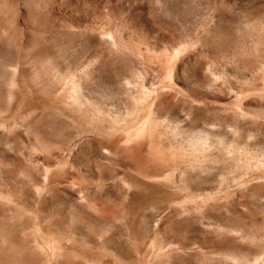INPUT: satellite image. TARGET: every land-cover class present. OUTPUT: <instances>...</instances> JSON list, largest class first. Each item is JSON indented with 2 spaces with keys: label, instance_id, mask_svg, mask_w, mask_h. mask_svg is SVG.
Masks as SVG:
<instances>
[{
  "label": "rangeland",
  "instance_id": "374dc122",
  "mask_svg": "<svg viewBox=\"0 0 264 264\" xmlns=\"http://www.w3.org/2000/svg\"><path fill=\"white\" fill-rule=\"evenodd\" d=\"M0 46V264H55L39 220L115 264H264V0H0Z\"/></svg>",
  "mask_w": 264,
  "mask_h": 264
},
{
  "label": "bare ground",
  "instance_id": "6f19581e",
  "mask_svg": "<svg viewBox=\"0 0 264 264\" xmlns=\"http://www.w3.org/2000/svg\"><path fill=\"white\" fill-rule=\"evenodd\" d=\"M1 47V46H0ZM1 64V63H0ZM14 74H17V76L19 75V76H21L23 73H22V71L20 70V68H19V66H16V69H15V73ZM22 78V77H21ZM120 86V85H119ZM25 100V99H24ZM125 121V120H124ZM138 125V124H137ZM124 126V125H123ZM129 126V125H128ZM146 127V126H145ZM45 130V129H44ZM144 130V126H139L138 128H137V130L135 131V132H132L128 137V139H132V138H138V133L140 132V131H143ZM40 131V130H39ZM38 131V132H39ZM46 131V130H45ZM41 132V131H40ZM43 132V131H42ZM46 133V132H45ZM141 133V132H140ZM40 133H38V135H39ZM43 134H44V132H43ZM42 135V134H41ZM45 135V134H44ZM51 136V135H50ZM43 138V137H42ZM58 138V137H57ZM136 138V139H137ZM93 142V141H92ZM95 144V143H94ZM149 177L150 178H153L154 177V174H150L149 175ZM59 186V185H58ZM136 187H138V186H136ZM134 189V188H133ZM138 193V192H137ZM16 194V193H15ZM27 194V193H26ZM14 196V194H8V193H6V194H3L1 197L3 198V199H5V200H9V198H10V196ZM24 196V195H23ZM95 196H97V195H95ZM16 197V196H15ZM18 197V196H17ZM25 197V196H24ZM26 197H27V195H26ZM14 198V197H13ZM99 198V197H98ZM135 198V197H134ZM21 199H23L22 197H21ZM33 199L34 198H32L31 196H28L25 200H24V202L26 201V203L25 204H29V203H34V204H37L38 202H39V200H34L33 201ZM14 200L16 201L17 199H15L14 198ZM144 200V199H143ZM136 201H137V199H136ZM141 201V200H140ZM140 201L139 202H133L134 203V205H133V207L135 206V210H142V206L146 203V202H143V203H140ZM145 201V200H144ZM165 201H167L168 203H171L173 200H172V198L171 197H165ZM17 202H19L18 200H17ZM23 202V203H24ZM9 204V203H8ZM154 205V204H153ZM33 206V205H32ZM131 206V205H130ZM78 207V206H77ZM79 207H80V205H79ZM131 208V207H130ZM9 209L11 210L12 209V207L10 208L9 207ZM171 209V208H170ZM134 210V211H135ZM139 210V211H140ZM133 211V210H132ZM143 211V210H142ZM81 212H85L84 210L82 211L81 210ZM87 212V211H86ZM141 212V211H140ZM135 213H137V212H135ZM83 214V213H82ZM133 214V213H132ZM140 214V213H139ZM84 215H86L85 213H84ZM87 215H89V219H88V216ZM87 219L90 221V211L87 213ZM17 216V215H16ZM64 216V215H63ZM92 216V215H91ZM133 216H134V214H133ZM138 216V215H137ZM15 218V217H14ZM143 218H144V216H143ZM66 219V218H65ZM160 219V218H159ZM159 219H157L156 220V222H158V220ZM162 219V218H161ZM92 220V219H91ZM93 221V220H92ZM95 221V220H94ZM98 221L100 222H98V224H102V223H106L107 221H103L102 219H98ZM91 222V221H90ZM95 222H97V221H95ZM164 222V221H163ZM162 222V223H163ZM61 223V221L59 222V224ZM161 223V224H162ZM56 224H58L57 223V221H56V223L55 222H53L51 225H47L44 221H37L36 223H34V224H32V225H35V227L37 228V230H38V232H45V234L47 235V236H49L48 238L49 239H44V238H40V240H39V245L40 246H42V247H44L45 248V250L47 251V253H48V255H49V257L51 258V260L53 261V262H55V264H66L71 258H73L72 259V261L74 260V259H80V260H82V261H84L85 262V264L87 263V264H115V261L116 260H114V256H113V251L116 249V247H120V246H122L121 244H119L118 246H116L117 244H116V242H115V240L113 239V238H110V237H108V235L106 234V236H105V245H104V247L102 248V249H99L98 248V246H99V242H100V240L99 239H97L96 238V236H95V234H93V236H91L90 234H91V232L89 233V232H87V230L84 232L85 233V236L88 234V236L90 235L91 237H90V242L89 243H91V246H90V248H86L82 243H81V241L80 240H82L81 239V237H79V239H78V237H77V239L75 238V240L74 239H70L69 238V236H66L65 234L63 235V236H60L59 234H61V233H59V230H58V228H56L57 227V225ZM62 224V223H61ZM140 224V223H139ZM71 225V224H70ZM74 225V224H73ZM72 225V226H73ZM76 225V224H75ZM78 225H79V223H78ZM93 225V224H92ZM143 225V224H142ZM163 225V224H162ZM161 225V226H162ZM157 226V225H156ZM160 226V227H161ZM58 227H59V225H58ZM66 227V226H65ZM81 227H82V229H83V225H81ZM85 227V226H84ZM69 228H71V227H69ZM73 228V227H72ZM71 228V229H72ZM77 228V227H76ZM78 228H80V226L78 227ZM77 228V229H78ZM136 228V227H135ZM140 228H141V226H140ZM156 229H157V227H155ZM66 229V228H65ZM74 229H75V227H74ZM73 229V231H75ZM69 230V229H68ZM80 230H81V228H80ZM67 231V230H66ZM72 230H69L68 231V234H69V232H73ZM78 231V230H77ZM82 231H84V230H82ZM93 231V230H92ZM142 231H144V230H142ZM95 232V231H94ZM94 232H92V233H94ZM99 232V231H98ZM76 234H77V232H75ZM75 233H71V234H75ZM82 233V232H81ZM135 233V232H134ZM139 234H141V233H139ZM139 234L137 235L138 237L137 238H139ZM143 234V233H142ZM78 235V234H77ZM191 235H193V234H191ZM80 236V235H79ZM141 236V235H140ZM194 236H195V234H194ZM193 236V237H194ZM208 236V235H207ZM86 238H88L87 236H86ZM195 238V237H194ZM205 238V237H204ZM188 239V238H187ZM193 239V238H192ZM196 239V238H195ZM195 239H194V241H195ZM88 240V239H87ZM99 240V241H98ZM197 240H199L198 238H197ZM197 240L195 241V242H197ZM209 240H210V238H209ZM179 241V240H178ZM182 241H185V240H182ZM200 241V240H199ZM204 241V240H203ZM34 242H36V239L34 240ZM71 243V245H68V246H66V244H68V243ZM114 242H115V245H114ZM190 242H191V240H190ZM37 243V242H36ZM61 243H63L64 244V247H61L60 246V244ZM87 243H88V241H87ZM103 244V241H101V245ZM10 245H12V244H10ZM36 246H37V244H36ZM124 246V245H123ZM88 247V246H87ZM123 249H125L124 247L122 248L121 247V250H123ZM118 250H119V248H118ZM120 250V251H121ZM235 250V249H234ZM119 251V252H120ZM123 251H125V250H123ZM236 252V251H235ZM120 253H122V252H120ZM125 253H126V251H125ZM237 254V253H236ZM239 254V253H238ZM9 255V254H8ZM122 255V254H121ZM233 255H234V253H233ZM240 255V254H239ZM242 255V254H241ZM125 256V255H124ZM234 256H236V255H234ZM242 256H244V255H242ZM247 257V256H246ZM243 258V257H242ZM241 260V258L240 257H234L233 258V260H234V262L235 263H238L240 260ZM49 260V259H48ZM243 260H245V259H243ZM248 261V260H247ZM78 261H76V263H77ZM83 262V263H84ZM124 262H126V261H124ZM251 262V261H250ZM255 262V261H254ZM69 264V263H68ZM79 264V263H78ZM82 264V263H81ZM116 264H117V262H116ZM119 264H120V262H119ZM246 264H251V263H249V262H246Z\"/></svg>",
  "mask_w": 264,
  "mask_h": 264
}]
</instances>
